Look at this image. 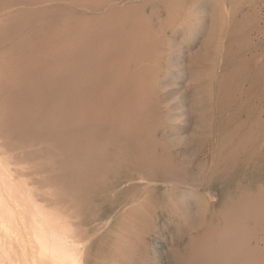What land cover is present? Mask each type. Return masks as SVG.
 Instances as JSON below:
<instances>
[{"label": "rangeland", "instance_id": "obj_1", "mask_svg": "<svg viewBox=\"0 0 264 264\" xmlns=\"http://www.w3.org/2000/svg\"><path fill=\"white\" fill-rule=\"evenodd\" d=\"M0 186V264H264V0H0Z\"/></svg>", "mask_w": 264, "mask_h": 264}, {"label": "bare ground", "instance_id": "obj_2", "mask_svg": "<svg viewBox=\"0 0 264 264\" xmlns=\"http://www.w3.org/2000/svg\"><path fill=\"white\" fill-rule=\"evenodd\" d=\"M251 194V193H250ZM8 199V198H7ZM0 207H2L1 209V211H3L4 210V214H7L9 217H12V216H14V214H15V210L3 199V197H2V189H1V186H0ZM245 200H246V198H245ZM14 201V200H13ZM10 202V201H9ZM18 202V201H17ZM13 204L16 206V207H18V205H17V203L14 201L13 202ZM249 205V204H248ZM257 208V207H256ZM230 210H232V209H229L228 211H230ZM227 212V211H226ZM18 213V212H17ZM224 213H225V211H224ZM231 213V212H230ZM229 214V213H228ZM234 214V213H233ZM18 215V214H17ZM225 215H227V214H225ZM231 215V214H230ZM230 215L228 216V217H230ZM224 216V215H223ZM232 216V215H231ZM18 217V216H17ZM22 217V216H21ZM234 218V215H233V217L232 218H228V221H227V223L226 224H224V226L221 228V229H217V228H215V230L213 231V235H215V237L219 240V242H221V243H226L225 244V247L223 246V248L224 249H222V250H220L222 253V255H223V253L227 256V257H232V261L231 262H229L228 261V258H226V259H223V263H225V264H239L237 261H239L242 257H241V255H244V251H248V250H244L243 248V243H244V239L242 238L241 239V241H240V239L238 238V235H240L241 233H240V231H241V228L243 227V225H241L240 223H239V219L238 218H235V219H233ZM5 219H6V217H5ZM9 219V218H8ZM12 219H13V217H12ZM18 219V218H17ZM224 219V218H223ZM225 219H227L226 217H225ZM24 220V219H23ZM19 221V220H18ZM233 222L235 223L236 222V225H237V228H235V224H233ZM14 223V222H13ZM238 223H239V226H238ZM20 224V223H19ZM28 225V224H27ZM20 226H21V224H20ZM233 226H234V228H233ZM22 227V226H21ZM12 228V227H11ZM16 228V227H15ZM54 230H56V229H54ZM243 230V229H242ZM13 231V230H12ZM15 231V230H14ZM21 233V232H20ZM11 234V233H10ZM212 235V236H213ZM237 239V243H236V245H234L235 246V249L237 250V252H231V250H229L230 248H231V246H230V248H229V243H231V241H233V240H236ZM208 240V239H207ZM210 242V241H209ZM29 243V242H28ZM228 244V245H227ZM208 245H209V243H208ZM221 249V248H220ZM249 252V251H248ZM246 253V252H245ZM239 254H241V255H239ZM248 255V253L246 254V256ZM247 258H249V257H247ZM244 260V259H243ZM244 262V261H243ZM240 263H242V262H240ZM247 263V262H246ZM245 263V264H246ZM254 263H256V259H255V257H252L251 258V256H250V258H249V261H248V264H254ZM243 264V263H242Z\"/></svg>", "mask_w": 264, "mask_h": 264}]
</instances>
